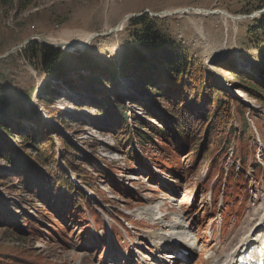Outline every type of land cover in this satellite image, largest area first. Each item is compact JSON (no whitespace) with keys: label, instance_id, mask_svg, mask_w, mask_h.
Listing matches in <instances>:
<instances>
[{"label":"rangeland","instance_id":"obj_1","mask_svg":"<svg viewBox=\"0 0 264 264\" xmlns=\"http://www.w3.org/2000/svg\"><path fill=\"white\" fill-rule=\"evenodd\" d=\"M185 7L226 10L244 17L233 20L220 13L164 12ZM133 13H147L154 18L162 34L221 77L226 90L233 88L239 99L238 104H232L233 134L228 132L216 144L213 139L207 142L204 136L202 143L195 145L194 139L182 143L171 136L167 143L155 135V142L143 144L134 133L132 142H123V134H114L106 126L101 128L88 121L89 115L100 113L97 105L91 103L90 94L73 91L63 84L62 78L45 75L39 58L26 51L27 44L19 47L30 38H40L34 42L51 45L54 41L76 43L73 50L62 48L59 43L52 47L67 53L84 52L100 66H109L122 60L125 44L130 40L126 27L133 17L118 30L112 29ZM263 15L264 0H23L22 4L13 0L10 6L0 7V83L30 98L31 106L44 119L41 124L45 123L51 133L55 128L88 154L96 155L103 171L100 174L84 166L93 190L80 184L71 173L73 182L82 187L87 198L79 199L76 205L67 196L55 212L19 191L16 180L1 178L0 200L7 205L1 204L0 264H124L126 255L134 254L132 243L138 236L130 225L137 226L136 231L141 234L153 231L143 224L152 220V211L192 234L196 249L187 252L183 263L196 264L215 249L220 253L224 243L218 245L219 240L233 227L242 226L251 213L257 220L264 205V107L248 90L232 83L239 82L238 76H242L264 84V44L256 46L248 35ZM85 34L96 35L85 47L77 46ZM81 63L80 58L71 56V72L81 69L86 74ZM228 66L239 74H233ZM117 77L123 86L130 81L119 74ZM106 79L104 76L99 82ZM43 86L47 88L44 90ZM39 94L45 103L40 102ZM144 96L143 102L149 101ZM143 102L129 106L143 116ZM57 110H81L84 114L67 119L63 125L59 119L54 122L51 118ZM81 118L86 123L82 124ZM129 121L133 128L134 119ZM244 121L249 123L251 134L243 135L247 126ZM152 122L163 128L161 123ZM25 126L28 132L36 124ZM52 138L61 153V140L54 134ZM16 143L20 141L16 139ZM59 159L61 166L69 170L61 154ZM8 168V163L0 159V173ZM110 224L113 230L109 246L104 235ZM147 242L143 239L144 244ZM141 253L142 257L153 256L149 250ZM142 259L128 264H142ZM146 261L158 264L152 259Z\"/></svg>","mask_w":264,"mask_h":264},{"label":"trees","instance_id":"obj_2","mask_svg":"<svg viewBox=\"0 0 264 264\" xmlns=\"http://www.w3.org/2000/svg\"><path fill=\"white\" fill-rule=\"evenodd\" d=\"M18 1L20 4L23 2ZM12 2L0 0V7H8ZM126 29L130 40L125 44L122 60L111 62L109 66H100L87 53H67L34 41L28 43L25 49L31 57L39 58L45 75L62 78L63 84L73 91L90 94L91 103L97 105L100 113L89 115L88 121L101 128L104 125L114 134H123V142H132L134 133L143 144L155 142L154 135L167 143L171 136L182 143L194 139L195 145L201 144V136H204L207 142L213 139V144H216L228 132V135L233 134L232 104L239 102L233 88L226 90L221 77L215 76L198 59L162 34L154 18L147 13L131 18ZM248 35L255 40L253 43L256 46L264 44V15L249 29ZM71 56L81 59L82 69H87L86 74L81 73V69L71 72ZM227 68L233 74H239L234 67ZM118 74L124 80L130 79L129 83L123 86ZM104 76L106 81L99 82ZM238 78L239 82H233L232 86L240 85L248 90L251 97L264 107V84L247 81L242 76ZM107 83L109 86H106ZM45 88L47 86H43ZM123 90L129 95H123ZM142 94L149 101L143 102ZM38 99L45 103L40 94ZM29 100L0 83V159L9 165L6 172L0 173V179L16 180L20 183L19 191L41 201L50 211L55 212L58 206L63 205L67 196L77 205L79 199L87 198V194L73 182L71 173L80 184L89 185L93 190L90 174L84 166L102 174L100 163L96 155L88 154L55 128L52 133L46 129L45 123L41 124L44 119L40 111L31 106ZM136 101L143 102V116L129 106ZM80 114L84 112L57 110L51 118L54 122L59 119L64 125L67 119L74 120ZM133 119L135 128L129 121ZM79 120L82 124L86 123V119ZM153 120L161 123L163 128H158ZM31 122L36 124L35 128L25 131V125ZM244 124L247 126L243 135L251 134L249 123L244 121ZM53 134L61 140V153L52 138ZM16 139L20 144L16 143ZM197 149L199 151V147ZM60 154L69 170L61 166ZM1 204L6 206L7 202L0 200V214ZM1 259L3 257L0 256V262Z\"/></svg>","mask_w":264,"mask_h":264},{"label":"bare ground","instance_id":"obj_3","mask_svg":"<svg viewBox=\"0 0 264 264\" xmlns=\"http://www.w3.org/2000/svg\"><path fill=\"white\" fill-rule=\"evenodd\" d=\"M178 10L179 11L164 12H168L169 14L177 12H192L204 15L220 13L224 16V18H231L233 20H240L244 17L242 15L231 14L226 10H209L204 8L197 9L194 7H185ZM126 17L117 26H124L127 21ZM95 35L96 34H85L84 41L77 44V46L85 47L89 42H91ZM54 43H59L57 45H60L65 49H72V47L76 46V43L70 42L61 43L54 41ZM138 213L139 211H137V215ZM150 214L152 216V220L144 222L143 224L147 227L153 228V231H146L141 234L139 231H136L137 226L132 224L130 225V228L133 229L135 234L138 236H136V242L132 243V245H134V254L132 253L133 255L131 256L127 254V259H125L124 264H128L129 262L131 263L133 259L136 260L140 258H143L141 260L142 264H149L146 261L147 259H152L158 264H182L183 258L187 252H192L196 249L192 234L175 227L176 225L174 226L171 222H167L166 216L157 214L156 211H152ZM155 215L157 217H155ZM109 226L108 234L104 235V238L108 239V245L110 246L112 244L110 237L113 229L111 224ZM156 227L157 229H155ZM234 228L235 227L230 229V233H228L225 238L219 240L218 245L224 243L220 253L217 249H215L211 253L206 254L205 258L199 261L197 260L196 264H254L253 261H258L260 258H264V205L260 207L257 220L253 219V213H251L246 217L245 223L242 226L237 227V229ZM239 237L240 242L234 249L232 248L233 251L229 252L231 246ZM176 238L180 240V245L176 244ZM143 239H146V241L148 240V242L144 244ZM149 244L152 246L150 247ZM143 249L149 250L153 256L151 258L142 257L141 250ZM164 251H169V254L165 255Z\"/></svg>","mask_w":264,"mask_h":264},{"label":"water","instance_id":"obj_4","mask_svg":"<svg viewBox=\"0 0 264 264\" xmlns=\"http://www.w3.org/2000/svg\"><path fill=\"white\" fill-rule=\"evenodd\" d=\"M142 14V13H141ZM141 14H137V13H133V14H130V15H128L127 17H126V19L128 20L129 18H131V17H134V16H140ZM119 28H121V26H117L116 28H113L112 30H117V29H119ZM39 40L40 38H30V39H28L27 41H25L22 45H20L19 47H23V46H25L26 44H28V43H30V42H32V41H35V40ZM42 40V39H41ZM44 42V44H46V45H49V46H53V47H57L55 44H49L48 42H46V41H43ZM77 47H75V48H73V49H76ZM72 49V50H73Z\"/></svg>","mask_w":264,"mask_h":264}]
</instances>
